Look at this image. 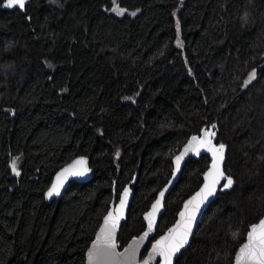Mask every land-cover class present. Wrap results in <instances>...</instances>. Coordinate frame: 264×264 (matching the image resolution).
Masks as SVG:
<instances>
[{"label": "trees", "instance_id": "1", "mask_svg": "<svg viewBox=\"0 0 264 264\" xmlns=\"http://www.w3.org/2000/svg\"><path fill=\"white\" fill-rule=\"evenodd\" d=\"M117 5L123 15L112 11ZM214 124L235 186L206 210L176 264H233L264 215V0L0 7V264H85L115 194L137 175L119 235L124 247L144 230L173 157ZM79 156L89 158L94 178L47 203L54 174ZM210 162L186 163L157 237Z\"/></svg>", "mask_w": 264, "mask_h": 264}, {"label": "snow or ice", "instance_id": "2", "mask_svg": "<svg viewBox=\"0 0 264 264\" xmlns=\"http://www.w3.org/2000/svg\"><path fill=\"white\" fill-rule=\"evenodd\" d=\"M113 4L116 0H112ZM26 0H0V7L6 9L18 8L23 10L25 8ZM112 11L116 12L117 15H123L125 10L116 7L112 8ZM135 15V13H132ZM255 71L249 74L248 80L245 81V85L255 79ZM215 128V125H212ZM216 133L210 130H203V137L193 136L191 141L188 142V146L184 149L185 152L191 150L197 151L199 147H205L206 151L210 152L213 157L211 169L208 171L206 179L208 183H205L204 188L193 197L196 200L197 197L203 199L208 195H211L215 190L217 184L221 179L225 181L222 186L228 188L233 184L231 177L225 176L224 172L220 168V164L223 160V152L225 145L222 143L215 145L212 142L213 137ZM181 157H177V166ZM86 161H76V165H84ZM76 165L71 166L70 169H65L57 176V183L53 184L47 193V196L51 198L53 195L60 194V188L63 187L64 179L66 174L72 176H83L87 171L86 168H78ZM13 172L18 176L20 173L16 167V161L13 160L11 163ZM163 192L160 193L163 197ZM124 197L127 196V191L124 192ZM193 200H190L188 204H192ZM125 200L121 199L120 206L123 208ZM160 204L158 200L156 204L152 206L153 211L145 217L148 220V232L144 233V237H147L149 232L153 228L152 217L157 210V205ZM198 207V205H197ZM187 209V205H185ZM181 222L176 225L175 228L170 229L169 235L162 237L161 240L157 241L152 246L154 254L163 258V264H171V258L176 251H178L186 242L188 235L191 232L192 223L195 219V209L185 217V212L180 213ZM119 217H114L110 212L104 219V226L100 229L99 235L96 236L95 242L91 246V250L88 252V264H133L136 257V248L130 247L125 252L117 253V244L115 241V231L117 227ZM143 239V237H142ZM135 244V241L133 242ZM236 264H264V219H261L257 224L250 226V230L247 233V242L239 249V253L236 256Z\"/></svg>", "mask_w": 264, "mask_h": 264}, {"label": "water", "instance_id": "3", "mask_svg": "<svg viewBox=\"0 0 264 264\" xmlns=\"http://www.w3.org/2000/svg\"><path fill=\"white\" fill-rule=\"evenodd\" d=\"M30 2H31V0H26L25 8L23 10H20L18 8L6 9V8H3V7H1V9L3 11H14V10L25 11L26 7L29 5ZM214 125H215V128H212V125L211 126L207 125V126L203 127V129L200 131L199 134L191 135L189 137V139L186 141V143L181 147L179 152L173 157V159H172L173 170H172V175H171L169 181L158 192L155 200L150 205V208L143 214V222L145 224L144 230L139 235L134 236L124 247H121V243L119 242V235H120V232H121L123 224L127 221V218H128V213H129V210H130L131 202H132L133 197H134L133 186H135V184L137 182V175L123 189V191L121 192L120 197H119L118 200L116 199V194H115V196H114V198H113V200H112V202L110 204L109 211L103 217L101 225L99 226L93 241L91 242V244L89 245V247H88V249L86 251L85 264H88V252L91 250V246L95 242L96 236L99 235L100 229L104 226L105 217L108 216V214L110 212L112 213V215L114 217H119V220H118V223H117V227H116V231H115V241H116V244H117V248H116L117 253H122V252H125V250L130 248V247H135L136 248V257H135V261L133 262V264H163V258L153 253L152 246L155 245L157 241L161 240L162 237L168 236L170 229L175 228L176 225L181 222V217H180V213L181 212H185V217H187L188 214L191 213L193 209H195V219H194V221L192 223L191 232L188 235L187 242L178 251H176L174 253V255L172 256V258H171V264H176L177 260L180 258L182 253L190 246V244H191V242L193 240V237H194V235H195V233H196V231H197V229H198V227L200 225V222H201L206 210L217 199L219 193H226L228 191H231L234 188V186H235V180L231 177V179L233 180V184L230 187H228V188H223V190H222V186L225 183V181L223 179H221L211 195H208L206 198H203V199L197 197L196 200H193V197H196V194L198 192H200L201 189L204 188L205 183H208V180L206 179V176H207L208 171L211 169L213 157H212V154L210 152L206 151L205 147H203V146L199 147V149H198L199 154H197V151H195V150H191L190 149L189 151L185 152L184 149L188 146V142L191 141V138L193 136H199V137L202 138L203 137V130L214 131L216 133V135H215V137L211 138L213 144H215V145L221 144V143L218 142V127H217L216 124H214ZM222 144L225 145V149H224V152H223V160H222V162L220 164V168L224 172L225 176L230 177L225 171L228 147H227L226 144H224V143H222ZM178 156L181 157V159L179 161V166H177V157ZM202 156H209V158L211 159V162H210L209 168L206 170V172L202 176L203 182H202L201 186L199 187V189L197 191H195L190 197H188L183 202V204L181 206V209H180V211L177 214V218H176L175 222L162 235L156 237L157 230H158L159 223H160V219H161V217L164 215V213L166 211V209H165L166 199L169 196V194L172 192L174 187L177 185V183L179 182V179L181 177L182 171H183L186 163L191 158L199 159ZM79 160L86 161V164H84V165H76V161H79ZM73 165H76V167H78V168H86L87 171L85 172V174L83 176H72V175L66 174V178L64 179V182H63V187L60 188V194L59 195H53L51 198H49L47 196V193L50 190V188L52 187V185L57 183V176L61 172H64L65 169H70L71 166H73ZM93 178H94V170L91 167V163H90V160H89L88 157L79 156V157L73 159L71 162H69L68 164L63 166L61 169H59L54 174L52 182H51L48 190L45 193L46 202L47 203H52V202L56 201L58 198H61L65 194V192L68 190V188L70 187L71 183L83 184V183H87V182L91 181ZM125 191H127V196L126 197H124V195H123ZM161 192L164 193L163 197H161V195H160ZM121 199L125 200V204H124L123 208H121V206H120ZM158 200L160 201V204L157 205V210H156L155 214L152 217L153 228L149 232L148 236L144 237V233L148 232V220H146L145 217L148 216V214L153 211L152 206L154 204H156V202ZM190 200H193L192 204H188V202ZM185 205H187V209L185 208ZM197 205H198V207H197ZM261 219H264V215L262 216ZM258 222L254 223V224H257ZM254 224H252V225H254ZM252 225H250V226H252ZM250 226L248 228L247 233L250 230ZM142 237H143V239H142ZM134 241H135V244L133 243ZM246 242H247V234H246L244 242L238 247V249H237V251L235 253L233 264H236V256L239 253V249Z\"/></svg>", "mask_w": 264, "mask_h": 264}, {"label": "rangeland", "instance_id": "4", "mask_svg": "<svg viewBox=\"0 0 264 264\" xmlns=\"http://www.w3.org/2000/svg\"><path fill=\"white\" fill-rule=\"evenodd\" d=\"M253 80H254V79H253ZM253 80H252V81H253ZM13 160L16 161V167H17V170L19 171V164H20V160H19V158H18V157H14Z\"/></svg>", "mask_w": 264, "mask_h": 264}, {"label": "flooded vegetation", "instance_id": "5", "mask_svg": "<svg viewBox=\"0 0 264 264\" xmlns=\"http://www.w3.org/2000/svg\"><path fill=\"white\" fill-rule=\"evenodd\" d=\"M156 237H157V235H156Z\"/></svg>", "mask_w": 264, "mask_h": 264}]
</instances>
